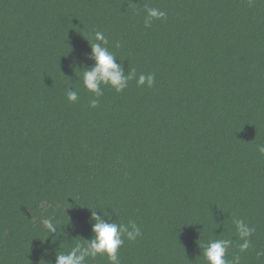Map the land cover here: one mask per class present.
Returning <instances> with one entry per match:
<instances>
[{
  "label": "trees",
  "instance_id": "trees-1",
  "mask_svg": "<svg viewBox=\"0 0 264 264\" xmlns=\"http://www.w3.org/2000/svg\"><path fill=\"white\" fill-rule=\"evenodd\" d=\"M145 5L167 18L146 28ZM94 31L154 86H103L90 107ZM258 144L264 0H0V264H55L92 238V211L141 229L121 264H207L203 246L221 238L231 259L237 217L254 229L241 264H264Z\"/></svg>",
  "mask_w": 264,
  "mask_h": 264
},
{
  "label": "clouds",
  "instance_id": "clouds-1",
  "mask_svg": "<svg viewBox=\"0 0 264 264\" xmlns=\"http://www.w3.org/2000/svg\"><path fill=\"white\" fill-rule=\"evenodd\" d=\"M146 15L144 25L146 28L151 27L154 20H165L166 11L156 7L145 5ZM91 52L89 58L94 60L91 68H84L83 85L93 94L95 98L90 99V107L96 108L99 104V98L103 96V86H109L117 93L124 91L129 82L136 80L138 87L146 86L152 88L155 84V74H140L137 77L133 69L125 73L122 64L116 62V56L109 50V40L102 31H94L90 38ZM119 47V45H117ZM67 100L77 102L79 95L77 90H66ZM257 151L264 156V144L257 145ZM92 211L91 219L94 221L92 226V238L82 242H77L68 252H60L56 255L55 264H86L89 259H95L97 256H106L109 264H121L119 250L123 246L125 239L136 241L142 237L139 226L134 221L128 224L109 222L105 217L108 215L99 211ZM42 227L47 231L48 236L57 238L60 226L50 217H44L40 221ZM232 223L235 225L236 233L239 238L238 252L233 253L232 258H228L229 250L233 246L231 239H214L208 241L203 246V257L207 264H241V253H247L252 248L251 237L254 229L241 218H233ZM47 236V237H48ZM257 258L264 257V250L256 251Z\"/></svg>",
  "mask_w": 264,
  "mask_h": 264
}]
</instances>
